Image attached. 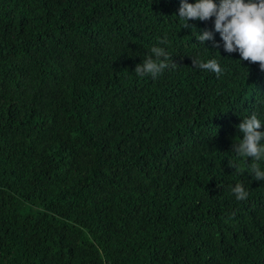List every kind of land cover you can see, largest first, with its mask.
<instances>
[{"label":"trees","instance_id":"obj_1","mask_svg":"<svg viewBox=\"0 0 264 264\" xmlns=\"http://www.w3.org/2000/svg\"><path fill=\"white\" fill-rule=\"evenodd\" d=\"M180 6L0 0V264H264V181L232 151L264 71ZM152 46L178 67L139 77Z\"/></svg>","mask_w":264,"mask_h":264},{"label":"clouds","instance_id":"obj_2","mask_svg":"<svg viewBox=\"0 0 264 264\" xmlns=\"http://www.w3.org/2000/svg\"><path fill=\"white\" fill-rule=\"evenodd\" d=\"M177 17L185 21L184 29L195 30L196 28L190 25L189 21L206 22L214 17V29L220 34L224 51L229 54L238 52L241 62L258 63L260 70L264 71V0H219V3L215 0H196L194 4L188 3V0H181ZM195 36L201 45L215 39L213 32L208 30H204L203 34L196 30ZM167 43L166 36L158 41L159 45ZM214 46L220 48L221 45L215 43ZM191 57L194 68L213 72L217 78L225 71L215 58L204 60L199 55ZM170 67L175 69L178 65L172 62V56L166 48L152 46L150 52L143 58V63L135 67V74L139 77L150 76L156 79ZM262 128H264V119L257 112H251L237 125V130L242 133L243 138L236 137L232 145L233 153L237 158L244 159L246 164L248 158H252L251 165L247 164V166L250 175L257 181H264V169L261 168L260 163L264 162ZM229 167L239 171L238 164H234L231 160H229ZM230 190L237 201H247L249 198V192L241 182L230 186ZM231 215L234 217L235 212Z\"/></svg>","mask_w":264,"mask_h":264}]
</instances>
